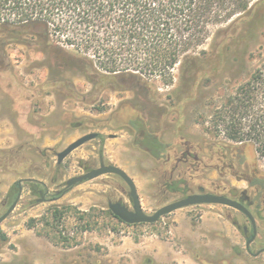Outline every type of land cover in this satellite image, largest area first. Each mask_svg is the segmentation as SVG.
Listing matches in <instances>:
<instances>
[{"label": "rangeland", "instance_id": "rangeland-1", "mask_svg": "<svg viewBox=\"0 0 264 264\" xmlns=\"http://www.w3.org/2000/svg\"><path fill=\"white\" fill-rule=\"evenodd\" d=\"M212 41L204 46L208 52ZM232 49L230 55L236 64L244 47ZM7 55L10 65L1 67L0 74L10 71L14 81L0 85L12 87L14 97L5 96L14 107L7 106L2 114L17 125L18 137L15 146L0 149V188H4V181L17 187L22 181V193L18 206L0 227L9 239L5 243L0 237V264H264V252L254 255L264 249V188H252L232 174L231 162L237 165L233 152L222 150L220 139L209 129L212 103L221 105L223 95L235 89V81L219 75L210 81L202 72L197 76L199 86L192 89L177 65L169 83L165 78L151 77L150 87H135L137 80L119 77L100 81L95 88L80 70L82 62L77 67L67 65L57 53H42L25 45H9ZM256 64L249 65V71ZM137 119H145L170 145L165 157L173 160L157 162L137 146L142 138L131 122ZM89 133L100 136L59 165L58 154ZM47 149L51 150L43 152ZM184 150L192 151L201 161L182 157ZM177 157L181 162H176ZM102 164L127 172L149 215L192 194L225 191L236 200L245 194L257 221L258 237L247 250L244 229H248V236L253 234L250 220L222 205L192 206L155 224L131 227L109 209L110 202H122L133 210L130 188L117 175H103L66 191L70 179ZM255 165L264 175V160ZM33 183L48 193L47 198L56 199L40 202ZM234 189L239 192L237 197L229 193ZM15 191L19 196L20 188ZM3 194L0 190V217L16 201L13 197L4 202ZM126 230L145 236L156 234V238L174 244L177 259L147 263L112 254Z\"/></svg>", "mask_w": 264, "mask_h": 264}, {"label": "trees", "instance_id": "trees-1", "mask_svg": "<svg viewBox=\"0 0 264 264\" xmlns=\"http://www.w3.org/2000/svg\"><path fill=\"white\" fill-rule=\"evenodd\" d=\"M210 39L208 52L204 46ZM9 45L57 53L75 67L82 62L79 68L95 88L100 81L119 77L137 80L135 87H150L151 77L169 83L177 65L192 89L199 86L197 76L202 72L210 81L217 75L235 81V89L223 95L221 105L212 103L209 129L220 139L222 150L233 152L237 165L231 162L232 174L252 188H264V175L255 165L264 160V0H0L1 70L10 65ZM233 46L244 47L236 64L230 55ZM6 73L0 74V83L14 81ZM9 85L1 84L0 91L13 98ZM132 124L142 138L138 147L157 162L173 160L165 157L170 145L145 119ZM191 152L184 150L182 157L201 161ZM181 160L177 157L176 162ZM32 187L40 188L35 183ZM13 189L19 190L17 184ZM211 194L230 196L225 191ZM240 197L247 201L245 194ZM0 237L5 243L9 240L5 233Z\"/></svg>", "mask_w": 264, "mask_h": 264}, {"label": "water", "instance_id": "water-1", "mask_svg": "<svg viewBox=\"0 0 264 264\" xmlns=\"http://www.w3.org/2000/svg\"><path fill=\"white\" fill-rule=\"evenodd\" d=\"M99 136H100L99 133H89L81 137L80 139L72 143L71 145H69L64 151L58 154L57 156L58 164L59 165L62 164L64 160L73 151L85 145L86 143L99 138ZM109 174L117 175L121 177L130 188V196L134 204L133 210L121 202H110L109 203V209L112 211V213L117 218H119L121 221H123L124 223L128 225L155 224L164 216L172 214L173 212L177 210L192 207V206L222 205V206H226L228 208H232L234 210H237L243 213L250 220L252 227H253V235L251 237H248L247 239V250H250L252 243H254L258 237L257 221L252 211L240 201L230 198L225 195H218V194H211V193L188 195L181 200L175 201L173 203H170L160 208L153 215H149L143 210L141 199H140L138 189H137V186L134 180L127 174L126 171L114 165L102 164L100 168L94 169L85 175L70 179L67 182L66 190L68 191L79 184H82L84 182L94 180L100 176L109 175ZM18 187L20 188V195L17 197L16 201L12 204L9 210L3 216L0 217V227L3 224V222L9 218V216L13 213V211L18 206L19 200L21 198V193H22V181L18 182ZM42 201H44V199L40 200V202ZM245 233L246 234L248 233L247 228L245 229ZM263 252L264 250H261L260 252L254 255L259 256Z\"/></svg>", "mask_w": 264, "mask_h": 264}, {"label": "crops", "instance_id": "crops-1", "mask_svg": "<svg viewBox=\"0 0 264 264\" xmlns=\"http://www.w3.org/2000/svg\"><path fill=\"white\" fill-rule=\"evenodd\" d=\"M5 95L6 94L0 92V144L9 143V145L2 148L0 147L2 150H7L12 146H15L18 137L17 125L12 122V119L9 116L2 114L3 110L12 104V101L9 103L6 101ZM33 107L36 108L37 105H33ZM4 184V188L2 187L0 190L1 192H4L3 200L5 202L12 199L13 194L16 195V191L13 189L16 184L11 182L8 184L7 181H4ZM132 226L133 225H131V227ZM156 237V234L145 236L140 235L138 232L129 231L128 233H125V236L122 237L121 241L117 245L113 246L111 252L112 254H116L118 257L120 256L122 258L128 257L133 260L137 257L139 260L144 259L147 263L152 262L153 260L168 261L171 258L177 259L178 251L176 250L174 244H167L165 241Z\"/></svg>", "mask_w": 264, "mask_h": 264}, {"label": "flooded vegetation", "instance_id": "flooded-vegetation-1", "mask_svg": "<svg viewBox=\"0 0 264 264\" xmlns=\"http://www.w3.org/2000/svg\"><path fill=\"white\" fill-rule=\"evenodd\" d=\"M133 121H135V120H133ZM133 121H131L132 123H133ZM133 125V124H132ZM134 126V125H133ZM67 191V190H66ZM35 193H37L42 199H44L45 201H52V200H54V199H56V197H49V198H47V192H44V191H42V190H40V189H37L36 191H35ZM244 195V194H243ZM130 198H131V196H130ZM239 199L240 200H238V201H240L241 203H243L244 205H246V204H248V197H247V201H242L241 200V197L239 196ZM131 200H132V198H131ZM122 203V202H121ZM132 203H133V201H132ZM124 204V203H123ZM133 207H134V204H133ZM246 229V228H245ZM245 229H244V232H245ZM253 235V234H252ZM251 235V236H252ZM245 236H247V238L248 237H251V236H248V233L246 234L245 233ZM264 250V249H263Z\"/></svg>", "mask_w": 264, "mask_h": 264}]
</instances>
